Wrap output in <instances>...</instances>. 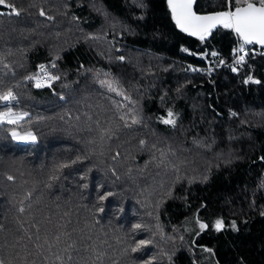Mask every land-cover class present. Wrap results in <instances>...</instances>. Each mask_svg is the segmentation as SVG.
<instances>
[{
    "label": "trees",
    "instance_id": "16d2710c",
    "mask_svg": "<svg viewBox=\"0 0 264 264\" xmlns=\"http://www.w3.org/2000/svg\"><path fill=\"white\" fill-rule=\"evenodd\" d=\"M10 2L20 15H0V94L11 89L27 115L0 124V261L264 264V57L233 72L235 34L185 35L167 0ZM207 59L213 73L198 67ZM41 64L60 79L37 88L28 77ZM250 74L260 83L245 84ZM169 110L175 127L160 120ZM197 219L225 227L201 231Z\"/></svg>",
    "mask_w": 264,
    "mask_h": 264
},
{
    "label": "snow or ice",
    "instance_id": "6c2138e0",
    "mask_svg": "<svg viewBox=\"0 0 264 264\" xmlns=\"http://www.w3.org/2000/svg\"><path fill=\"white\" fill-rule=\"evenodd\" d=\"M196 0H167V5L171 13V18L174 21L176 27L181 31L186 33L189 36L196 37L201 42H204L208 37L212 36L214 30L217 28H222L229 30L234 33L237 40L239 41L238 47L233 49V55L235 57L234 64L236 66L232 67L233 72L238 71V67H242L246 62V57L248 55V50L246 46L249 45H259L264 49V0H226L225 10L212 12L206 15H199L193 9V5ZM143 7V5H140ZM0 7L8 9V12H0V15L14 14L16 16L20 15V10L16 8L10 0H0ZM41 16H46L43 10L39 13ZM47 19H53V17L47 16ZM143 19V17H139ZM182 51L187 52V49H182ZM264 54V53H260ZM206 55V54H205ZM212 56H217V53L213 51ZM120 60H123L124 57H119ZM219 63L223 64L224 61L220 60ZM53 62L52 67H55ZM5 67L8 65L5 64ZM40 72L43 73V76H30L29 80H35V87L40 88L44 86H50L47 84V81L58 80L59 76L49 75L45 65H39ZM256 83L259 84V80H254L251 76L248 77L244 82ZM102 86H106L108 91L115 92L117 95H122L118 90L115 81H101ZM64 97L62 96L61 99ZM127 99V97H125ZM16 100V96L13 94V91L9 89L7 92L0 94V101L5 102L8 105L6 111H0V124H17L22 120L27 113H18L12 111L11 102ZM235 115V113H233ZM121 120H124L125 117L121 116ZM160 120L163 124L171 125L175 127L176 119L174 113L169 110L167 113V118L160 117ZM131 123L138 124L139 120L135 117L132 118ZM125 126H129L127 123ZM11 136L14 140L21 141H31L35 142L36 137L31 133L27 132L23 136L17 133L15 130L11 131ZM141 146L145 144L144 140L140 141ZM261 159H264L262 157ZM68 165H62V167H67ZM55 179V177H53ZM84 177H81L83 179ZM9 180H12L13 177L9 176ZM206 179V178H205ZM87 187V184L84 185ZM264 187V184H262ZM112 195L111 192L101 193L99 199L105 201ZM170 195V193H169ZM23 211V209H21ZM100 211H104L103 208ZM196 223L199 226L201 231L213 227L216 232H220L225 227V222L222 219H217L214 225H209L208 223L201 222L197 219ZM142 225L135 224L133 225L134 229H140ZM231 228L235 231H238L235 221L231 222ZM151 241L149 240H139L136 243V246L131 249L132 252H137L142 247L149 245ZM204 251H211L210 249L205 248ZM155 259L154 257L152 258ZM170 259V257H169ZM0 264H3V261H0ZM144 264H152V260L145 261Z\"/></svg>",
    "mask_w": 264,
    "mask_h": 264
},
{
    "label": "built area",
    "instance_id": "2783aa9c",
    "mask_svg": "<svg viewBox=\"0 0 264 264\" xmlns=\"http://www.w3.org/2000/svg\"><path fill=\"white\" fill-rule=\"evenodd\" d=\"M238 44H239V41H236V43H235V45H234V48L238 47ZM246 48H247V50H248V55H252V56L257 55V56H260V57H264V54H260V53H264V49H262V48L259 47V46H256V45H249V46H246ZM184 53H185V54H188V53H190V51H189V50H188L187 52L184 51ZM248 55H247V56H248ZM234 59H235V57H234V55H233V53H232V54H231V61H230V66H231V68H232L233 66H236V65L234 64ZM199 64H200V63H199ZM199 64H197V65H199ZM198 67L201 68V69L204 67V69L207 70L209 73H213L214 70L217 68V64L214 63V61H212L211 59H207V60H205L204 63H202V65H200V66H198ZM237 67L240 68V66H237ZM47 72H48L49 75H51V73L48 71V69H47ZM39 76L42 77V76H43V73L40 72ZM249 76H251L254 80H256V77H255L254 75H252V74L246 76V77H245V80L248 79ZM245 80H244V81H245ZM52 81H54V80L47 81V84H50ZM244 83H245V82H244ZM249 83H252V82L250 81V82L245 83V84H249ZM14 101H15V100H14ZM14 101H12L11 104H13ZM3 103H5V102H3Z\"/></svg>",
    "mask_w": 264,
    "mask_h": 264
},
{
    "label": "water",
    "instance_id": "95a60500",
    "mask_svg": "<svg viewBox=\"0 0 264 264\" xmlns=\"http://www.w3.org/2000/svg\"><path fill=\"white\" fill-rule=\"evenodd\" d=\"M195 3H197V0H196V2ZM168 6V5H167ZM195 8V4L193 5V9ZM169 9V8H168ZM194 11H196V9H194ZM213 12H216V11H213ZM197 14H199V15H206V14H209V13H203V12H200V13H198L197 12ZM174 22V21H173ZM184 33V32H183ZM185 35H187L186 33H184ZM190 37H193V36H190ZM193 38H196V37H193ZM256 46H259V45H256ZM260 47V46H259Z\"/></svg>",
    "mask_w": 264,
    "mask_h": 264
},
{
    "label": "rangeland",
    "instance_id": "374dc122",
    "mask_svg": "<svg viewBox=\"0 0 264 264\" xmlns=\"http://www.w3.org/2000/svg\"><path fill=\"white\" fill-rule=\"evenodd\" d=\"M13 111V110H12ZM11 131H13V130H11ZM11 131L9 132V135H11L10 133H11ZM16 131V130H15ZM17 133H19L21 136H23L25 133H27V132H25V133H21V131L20 132H18V131H16ZM34 135V134H33ZM12 137V136H11ZM13 139V138H12ZM14 140V139H13ZM15 142H21V143H25V141H21V140H15ZM27 142H31V141H27Z\"/></svg>",
    "mask_w": 264,
    "mask_h": 264
}]
</instances>
